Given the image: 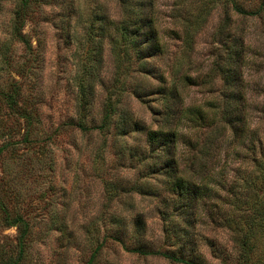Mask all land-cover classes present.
Listing matches in <instances>:
<instances>
[{
    "label": "rangeland",
    "instance_id": "1",
    "mask_svg": "<svg viewBox=\"0 0 264 264\" xmlns=\"http://www.w3.org/2000/svg\"><path fill=\"white\" fill-rule=\"evenodd\" d=\"M46 1L24 28L31 36V54L9 40L14 5L0 3V45L6 43L9 55L5 64L0 56V85L6 94L14 84L19 92V86L34 115L32 131H25L20 116L10 113L0 99V219L4 212L10 219L18 212L29 221L32 239L23 264H180L152 252L193 264H264V179L258 169L248 163L247 170L241 167L236 172L239 159L230 151L224 153L223 147L209 172L215 182L227 186L236 179L241 184L247 177L253 182L252 189L245 195L243 186H238L237 198L232 200L234 194L225 193L227 187L213 186L221 197L226 195V202L211 192L199 202L195 214L182 202L179 209L185 218L180 219L173 208L176 195L163 191L155 177H143L138 156L145 148L144 137L119 135L113 123L108 130L99 127L107 102L117 112L112 122L120 111H127L151 129L157 128L154 109L164 114L166 105H171L176 114L179 103L155 93L158 81L153 73L119 76L125 86L116 83L107 32L103 36L96 28L94 38L88 33L93 15L120 17L115 0H72L71 4L55 0L54 5ZM263 4L264 0H156V21L166 52L147 60L145 67L156 74L174 71L175 76L167 78L168 85L184 73L202 78L215 56L224 51L223 38L217 35L222 27L242 31L256 53L249 54L245 73L252 97L251 127L264 145ZM169 29L196 33L187 48L182 40L163 35ZM87 73L92 90L82 120L78 86ZM204 81L199 86L177 82L184 105L207 99L221 105L219 73ZM126 83L140 86L147 96L134 98ZM18 99L17 106L21 104ZM81 121L85 131L76 127ZM178 128L187 130L184 121ZM185 150L180 144L179 152ZM145 181L147 190L139 194L134 185ZM233 201L234 205L229 204ZM217 205L226 211L222 218L234 221V231L216 224L221 219ZM164 212L165 218L161 216ZM136 219L142 230L133 234ZM174 232L182 241L173 237ZM15 236L14 226L4 227L0 222V245L13 246Z\"/></svg>",
    "mask_w": 264,
    "mask_h": 264
},
{
    "label": "trees",
    "instance_id": "2",
    "mask_svg": "<svg viewBox=\"0 0 264 264\" xmlns=\"http://www.w3.org/2000/svg\"><path fill=\"white\" fill-rule=\"evenodd\" d=\"M54 2L55 0H52L50 4L54 5ZM69 2L71 4L72 0H69ZM115 2L120 10V17L113 20L106 16L93 15L89 18L88 33L89 36L94 38L96 28L101 30L103 36L107 32L116 68V83H121L122 87L125 86V81L120 80L119 76L130 77L132 73L140 75L153 73V77L158 81L157 86L154 88L155 93L164 100L170 99L179 103V109L176 114L172 112L171 105H166L164 109L167 111L164 114L160 109H154L153 114L158 116V119H156L157 128L151 129L133 120L127 111H120L117 120L112 122V116L117 112L115 106L111 102H107L104 106L99 127L108 130L113 123L114 131L119 135L135 133L144 137L145 148L140 151L138 156L143 177H155L156 182L161 184L163 191L176 195L177 200L173 203V208L178 210V214L181 216L180 219L185 218L179 209L182 202L188 203V210L191 214L196 213L199 202L204 197L209 198L211 192L219 201L226 202V195L221 197L213 189V186H219L222 190L227 187L225 193L234 194L232 200H234V197L237 198L234 191L238 186L242 185L245 195L248 194L253 187V182L247 177L242 180L241 184L234 179L225 186L222 182H215L214 175L209 173L212 170L210 169L211 166L215 164L213 159L224 147V153L228 154L230 151L234 154L235 159H239V164L234 166L236 172L241 170V167L247 170L248 163H251L258 169L260 178L264 179V145L261 139L257 137L255 128L251 127L252 97L247 74L245 73L246 66L250 62L249 54L256 55V53H253V50L247 44L242 31L230 32L222 27L217 35L219 40L223 38L220 45L224 51L215 56L208 74L202 78L193 79L189 74L184 73L179 77V80L172 79V82L168 85L167 78H173L175 76L174 71L170 70L168 74L163 72L156 74L154 71L151 72L152 69L145 67L147 60H152L153 57L166 52L165 43L162 40L156 21V0H115ZM0 3H12L14 5L12 17L8 22L7 36L9 40L17 43V45L19 44L31 54V51H33L31 36L24 31V28L27 20L33 22L35 15L46 6L48 1L0 0ZM70 6L72 8V5ZM257 14L258 12L249 13L248 15ZM105 27H107V31H105ZM164 33L163 35L169 38L182 40L184 46L188 48L192 43V35L196 31L169 29ZM5 47L6 43L0 45V56L4 64L9 62L8 50ZM33 60L35 61V59ZM33 60L29 63L32 64ZM214 72H218L222 80L221 105L219 106L215 100L211 99L204 100L201 103L184 105L183 90L179 89L177 82L181 81L184 86L186 84L199 86L205 83L206 78L211 79ZM90 77L91 74L87 73L85 81L82 80L78 86L83 104L81 108L82 120L85 119V110L90 104L89 96H91L92 90ZM126 84L134 98L143 99L147 96L140 86ZM14 86L15 88H10L9 94H6L3 91V86L0 85V99L5 102L10 113L20 116L25 124V131H29V129L32 131L33 108L21 88L17 86L18 92L15 84ZM17 99L21 102L19 106L16 103ZM182 121L185 122V128L187 129L185 133L181 131V128H178V126L181 127ZM82 123V121L77 122L76 127L85 131L86 127ZM26 135L27 132L22 137L25 138ZM180 144L186 147L184 152H179ZM208 163H211V165H208ZM147 184L148 182L136 183L134 189L139 194H144L147 190ZM206 204L204 202L203 206ZM229 204L234 205V201ZM216 207H218L219 216L221 217L216 224L219 227L234 231V221L230 217L222 218L226 215L225 209L219 205ZM233 209L234 206H232V211ZM161 216L165 218L167 213H161ZM248 218L250 219L251 215ZM0 222L4 223V227L14 226L16 230L13 246L6 242L0 245V264H23L25 253L32 239V229L28 223L29 221L25 220L18 212L12 219H10L7 212H4ZM141 224L136 219L133 224L135 225L133 234H138L142 230ZM173 237L178 241H182L180 235H175V232ZM151 254L160 255L180 264H193L164 253L152 252Z\"/></svg>",
    "mask_w": 264,
    "mask_h": 264
}]
</instances>
